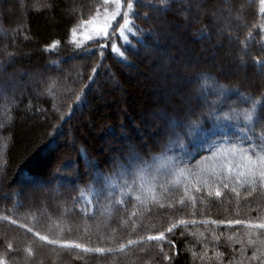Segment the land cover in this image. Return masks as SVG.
Masks as SVG:
<instances>
[{"label": "trees", "instance_id": "obj_1", "mask_svg": "<svg viewBox=\"0 0 264 264\" xmlns=\"http://www.w3.org/2000/svg\"><path fill=\"white\" fill-rule=\"evenodd\" d=\"M200 1L120 0L117 13L115 0H17L8 11L0 0V235L36 255L25 250L18 264H257L248 240L264 230L228 221H264V183L246 179L264 158V14L259 0ZM150 54L189 64L177 72L189 78L185 95L163 91L155 102L152 85L138 82ZM33 79L14 96L13 85ZM154 111L167 127L161 137L148 130L159 143L140 144L128 124ZM108 133L118 139L102 149ZM33 184L52 196L42 200ZM7 212L62 242L112 251L43 244ZM127 239L137 243L121 250Z\"/></svg>", "mask_w": 264, "mask_h": 264}, {"label": "snow or ice", "instance_id": "obj_2", "mask_svg": "<svg viewBox=\"0 0 264 264\" xmlns=\"http://www.w3.org/2000/svg\"><path fill=\"white\" fill-rule=\"evenodd\" d=\"M107 2V0H105ZM117 4V13L119 12V4L120 0H115ZM259 3L261 5L260 11L262 14H264V0H259ZM168 4V0H158L157 4H152L149 6H166ZM127 9H132L133 4L131 2H128L126 4ZM129 24V20L127 16L124 17V25L120 28V36L123 37L125 40H127V36L124 34V28H126ZM99 31L103 32L105 36L108 35L106 28L99 29ZM115 31V29L113 30ZM73 35H75V32H73ZM112 51L117 52L120 55H123V53L120 51V49L115 45H111ZM257 101H253V105H255ZM246 117L250 120L251 115L246 113ZM196 123H199V117L197 114H193L189 118V126L192 127ZM261 134L264 135V131H261ZM195 167H198V165H194ZM246 179L251 181L253 185L257 183H264V158H261L260 163L258 165H255L253 168L249 170V173L246 176ZM241 182H244L243 180ZM227 185H225L226 187ZM166 187V186H162ZM197 191H200L199 188L196 189ZM254 190V189H253ZM187 191V188L185 189ZM233 192L236 191L235 188L232 189ZM209 196L212 195L211 192L208 193ZM239 195V193H237ZM216 197L221 196L220 191L215 192ZM137 199L139 200L140 197L138 196ZM195 199V197H193ZM119 203H124L123 200L119 201ZM179 203L183 204L184 201L180 200ZM20 207H23V205H20ZM119 208L116 209V212L119 213ZM97 214V212H96ZM14 216L13 212H7L6 215L2 218L5 221H10L11 225H16L17 229H25L27 234H31V237H34L38 239V241L43 242V244L49 245V246H59V248L62 249H80L83 253H105L109 252L111 253V248H105L103 246H86L84 243H77L72 240L65 239L63 242L61 239H58L56 237H50L49 235L42 234L40 230L36 229L35 225L29 226L27 223H18V218H12ZM87 219L89 220H95V216H88ZM185 221L181 220L180 224H184ZM212 223H224V221H215L213 220ZM229 224H246V226L249 229H256V230H264V221L259 222H253V221H242V220H234V221H228ZM176 227V224H172L171 227L167 229L168 232H172L173 228ZM261 235H264V233H261ZM163 233H161L159 236H148L147 240H163ZM97 240H100V237L97 236ZM116 243H119V241H116ZM137 241L133 239H127L126 243L119 244V247L121 250L126 248L128 245L136 244ZM171 243V241H169ZM248 244L252 246V255L249 258V261H256L257 264H264V240H253L249 239ZM27 251L28 256L32 259H36L35 251L32 247H28L26 249L20 248L16 245L15 239L12 236H9V234L5 231L2 235H0V264H18V261L22 259L20 256V253Z\"/></svg>", "mask_w": 264, "mask_h": 264}, {"label": "rangeland", "instance_id": "obj_3", "mask_svg": "<svg viewBox=\"0 0 264 264\" xmlns=\"http://www.w3.org/2000/svg\"><path fill=\"white\" fill-rule=\"evenodd\" d=\"M193 1L194 2L195 1L202 2L200 0H193ZM16 2H17V0H7V4L5 6H3V8L8 11V7L13 5ZM209 7H211V4H209ZM227 10H228L227 6H224V8H222L220 11V15L218 14V17H216L218 20H220V22L222 20H224L223 16L224 17L227 16ZM193 11H195V13H200V14L203 13L202 11L197 10V9L196 10L194 9ZM183 18H185V17H183ZM227 19H229V17ZM236 20L237 19H235V21ZM215 33L217 34L216 36H218V35L219 36H225V34H221V32L218 33V31H215ZM8 34L9 33H6V35L4 36V43L9 38V37H7ZM165 34L170 35L168 33H165ZM177 43L181 44V41H176V44ZM149 56L150 57L147 58V61H145V66H144L145 69L140 70L141 74H138L139 75V77H138L139 81L138 82L144 83V84L147 83L148 86L152 85L151 90L153 92L155 102L160 100V99H156V98H159L160 94L163 91H165L168 94L170 99L179 98V97L185 95L184 93H182V89L185 90V88H186L185 85H186L187 80L189 81V78L180 77V76H178L177 72H178V70L187 71L189 68H191L189 66V64H186V63L181 64L179 61H177V62L174 61L172 63V65L168 64L169 65L168 66L165 63L166 62L165 58L162 59V58H159L157 55H153V54H150ZM243 64H244L243 61H241V66ZM166 67L167 68L169 67V69H167ZM163 68H166V69H163ZM0 72H1V70H0ZM174 72H175V75H174ZM164 74H169L170 76L168 75V78H165ZM246 82H248V81L244 80V83H246ZM36 83H39V82L37 80L33 79L32 81H30L29 83H27L24 86L23 85H21V86L15 85L16 86L15 87L13 85L12 93L14 94V96L20 97L21 95H24L27 93L26 86H31V85L36 84ZM168 86H169V88H168ZM35 93H36V91H35ZM0 96H1V94H0ZM35 96H36V94H35ZM184 97L185 98H183V100L181 99V101H182L183 105H186L187 102L189 101V97H186V96H184ZM162 98L163 99H161V102H164L165 104L168 103L169 98H167V97H162ZM188 110H190V109L188 108ZM0 114H1V108H0ZM143 117L137 118V120H132L128 124V128L132 127L135 129V132L132 135H134L136 137L135 138L136 141H139L140 144L141 143L142 144H144V143L148 144V142L150 140L152 142L154 141L155 144L159 143V140H160V137L162 134V130L165 127H167V124H165L164 122H161V119L163 117V112H161V111H159L157 113H156V111L148 112L147 115H144ZM154 125H157L156 129H157V131L158 130L160 131V137H158L157 140H156V137L151 136V134L148 132V130L151 131V129ZM122 127H124V125ZM71 132H72V130L70 131V133ZM120 132L122 134H120L118 136L122 135V137L124 138V136H125L124 130H120L119 133ZM108 134L111 137V140L107 139V138L102 140L99 136L100 140H102L101 141L102 149H104V148L106 149L108 147H111L112 146L111 142H113L116 138L118 139V136H116V138H115L111 133H108ZM137 136H139V137H137ZM124 140H125V142H127L126 140H128V138L126 137V138H124ZM75 167H76L75 165L69 164L68 167L65 168V170H63V172L68 174V173H70V171H73L75 169ZM31 187L33 189L37 188L35 190L37 192L43 191V192H41V196H40L42 200H45V199L47 200L48 198H50V196H52L51 195L52 191L46 190V189H41V187H39V185L33 184ZM30 194L31 195H28L29 200H30L31 196L33 195V193L31 192Z\"/></svg>", "mask_w": 264, "mask_h": 264}]
</instances>
